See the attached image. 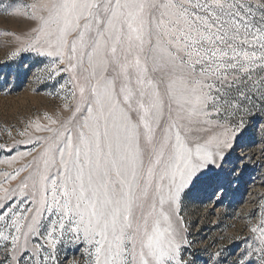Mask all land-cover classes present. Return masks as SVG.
Instances as JSON below:
<instances>
[{"label":"snow or ice","instance_id":"snow-or-ice-1","mask_svg":"<svg viewBox=\"0 0 264 264\" xmlns=\"http://www.w3.org/2000/svg\"><path fill=\"white\" fill-rule=\"evenodd\" d=\"M27 7L36 26L9 59L53 57L38 72L71 73L75 106L36 123L48 133L36 137L40 151L4 174L29 169L15 187L0 185V264H63L62 243L87 245L83 264H195L183 254L182 197L222 196L224 161L264 120V0ZM251 232L257 246L232 264H264V218Z\"/></svg>","mask_w":264,"mask_h":264},{"label":"rangeland","instance_id":"rangeland-1","mask_svg":"<svg viewBox=\"0 0 264 264\" xmlns=\"http://www.w3.org/2000/svg\"><path fill=\"white\" fill-rule=\"evenodd\" d=\"M36 2L0 0V185L3 187L19 184L29 169L25 168L15 180L5 181L4 174L32 162L40 151L43 141L37 142L36 137L48 133L37 132L36 123L48 124L46 117L66 119L75 106L71 73L64 71L48 78L46 73L38 72L50 66L53 57L28 51L9 59L20 45L17 37L23 40L36 26L31 19L32 10L27 7ZM16 9L20 14H16ZM21 132L26 134L22 136ZM22 152L30 155L13 161ZM229 169L232 171L222 196L220 189L201 188L190 197H182L180 216L189 241L182 245L186 249L183 254L185 258L194 257L195 264H232L240 249L257 246L251 228L264 218V120H258L245 140L234 146L224 161V172ZM3 244L0 242V261L4 260ZM86 247L62 243L57 255L63 264H71L73 260L83 264L88 258Z\"/></svg>","mask_w":264,"mask_h":264}]
</instances>
